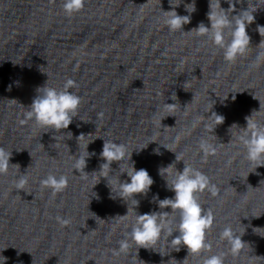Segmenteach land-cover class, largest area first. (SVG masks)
I'll list each match as a JSON object with an SVG mask.
<instances>
[{"label": "water", "instance_id": "95a60500", "mask_svg": "<svg viewBox=\"0 0 264 264\" xmlns=\"http://www.w3.org/2000/svg\"><path fill=\"white\" fill-rule=\"evenodd\" d=\"M192 2L183 0L174 9L181 16L191 15L184 31L201 23L210 28V0H195L196 11L189 14L185 6ZM62 3L0 0V147L12 151L10 164L19 166L0 175V259L5 258L4 264H183L187 248L172 251L166 239L156 251L131 245L125 253L113 254L135 210L172 211L160 209L154 199L175 195L159 175L161 167L173 163L184 170L172 150L184 152L183 160L204 172L219 190L218 197L207 192L202 196L205 207L215 213L208 235L212 253L227 250L218 235L230 224L248 245L240 256L228 255L227 264H264V231H255L264 230V166L255 170L249 164L235 139L238 129L232 130L234 139L230 131L233 125L246 128V118L255 112L254 119L264 123V62L252 67L264 41L257 31V25L264 26V8L257 10L256 21L247 29L253 49L229 64L205 37L168 31L163 11L173 10L170 0H86L72 16L65 14ZM221 6L230 7L225 0ZM235 8L234 15L247 10L248 0L236 2ZM68 79L75 82L72 91L82 97L78 117L68 129L49 131L32 121L20 122L37 88L48 82L62 89ZM211 100L224 123L212 133L211 128L204 131L207 122L201 119L188 134L194 117L205 106L210 110ZM164 103L176 105L163 110ZM158 108L162 110L156 114ZM81 134L87 138L78 141ZM177 135L181 139L174 144ZM201 136L219 146L206 161L197 147ZM104 139L127 144L136 169H146L154 180L147 196L137 194L139 207L119 224L114 219L128 214V204L110 198L105 178L99 182L98 176H88L106 162L100 157ZM149 139L170 150L153 142L135 151ZM79 144L82 152L95 153L84 171L73 168ZM156 148L160 155L154 154ZM111 167L113 174L119 171L117 162ZM27 170L28 184L17 189L16 179ZM49 172L69 177L66 190L54 197L40 187ZM120 179L130 182L126 173ZM200 259L189 256L186 264H199Z\"/></svg>", "mask_w": 264, "mask_h": 264}, {"label": "clouds", "instance_id": "9594fccd", "mask_svg": "<svg viewBox=\"0 0 264 264\" xmlns=\"http://www.w3.org/2000/svg\"><path fill=\"white\" fill-rule=\"evenodd\" d=\"M182 2L183 0H179V2L177 0H170L173 10H162L164 26L170 33H195L198 37H205L207 41L212 42L215 49L223 53L224 61L229 64L245 57L253 49L250 46L251 37L247 29L256 21L254 14L257 10L264 8V0H248L247 10H241L236 15L233 14L236 11L235 3L242 2V0H225L230 5L227 10L221 6V0H210L208 19L211 27L209 28L204 23H201L197 29L190 32L184 31V25L191 22V15L181 16L174 10ZM85 3L86 0H63L62 8L66 15L72 16L80 12L84 8ZM185 10L189 14L194 13L196 11L195 0L191 4H187ZM257 31L264 37V26L257 25ZM257 49H261V51L258 53L256 62L252 67H258L261 62H264V41L261 42ZM188 83L184 84L185 88ZM16 84L19 86L18 81ZM75 86V82L68 79L65 81L62 89L49 86L48 82L46 86L37 88V95L30 107L25 108L24 119L20 122L23 124L27 121H32L36 126L48 129L49 131L55 130L56 132H60L61 130L68 129L73 123V119L78 117L82 104V97L75 91H72ZM11 87L12 85H9V90H11ZM173 96H175L174 93L171 99H173ZM209 103L211 105L210 110L208 106H205L194 117L191 127L187 129L188 134H191V129H195L201 122V119L207 122L204 131L211 128L212 133H214L217 126L224 123L225 117L213 111L215 102L211 100ZM175 105L164 103L163 110H171ZM188 106L183 109L185 114L187 113ZM161 110L158 108L155 113L158 114ZM206 113H211V115L206 117ZM255 113L251 117L246 118V128L233 125L230 131L234 139L232 130L234 128L238 129L235 139L244 148V158L250 165L255 166L256 170L258 167L264 166V123L254 119ZM71 135L70 132L67 134V136ZM81 137L87 138L81 134L78 137V141ZM180 139L181 136L177 135L173 143L179 142ZM209 140L210 137L201 136L197 144L204 161L207 160L208 156L215 155L219 147L210 143ZM104 141L100 157L106 162L101 164L98 173L87 175L93 180L98 176L99 182L101 177L105 178L107 186L110 188V198H121L128 204V214L114 219L118 218L117 224H119L128 220L132 214L131 210L139 207L140 201L136 199L137 194L147 196L154 184V180L146 169H136L135 163L132 161L133 151L130 152L128 150L127 144L113 139H104ZM153 142L159 143L162 147L170 150L163 143L155 139H149L145 142L146 146H142L135 151L139 152ZM88 145L86 146L87 149ZM79 149L78 156H72L75 158L73 168L78 171L83 168L84 171L90 155H95V153L90 154L88 150L82 152L80 144ZM170 151L176 154V161H182L185 167L180 172L177 170L175 163H173L159 169V175L166 180L168 190L174 192L175 195L173 198H165L164 200H159L157 195L154 199L159 201L160 209L170 208L172 211L169 213L161 210L160 212L138 214L135 210V217L130 225H125L128 230L124 232L123 238L118 241V248L113 250V254L119 255L125 253L131 245H134L137 250L145 248L156 251V246L160 241L166 239L172 251L179 252L183 246L188 250V257H200L199 264H227L226 258L228 255L233 257L240 256L244 246L248 244L242 241L243 235L234 231L233 227L228 224L222 228L218 235L219 241L226 242L227 250L212 253L213 246L208 239V235L215 226V213L211 207H205L204 203H202V196L207 192L212 197H218L220 195L219 190L204 172L192 167L183 160L184 152L177 154L172 150ZM154 154L160 155V149L156 148ZM11 157L12 151H8L5 147H0V175L8 174L12 167H19L18 165L10 164ZM113 162L119 164V171L115 174H113L111 167ZM125 173L130 178V182H121L120 177ZM29 179L30 175L27 170L25 174H21L16 179V188L22 190L28 184ZM68 184L69 177L66 174L56 175L49 172L46 177L40 180L41 189L50 190L53 197L57 193L65 191ZM62 223L67 224L69 221L63 220ZM114 230L115 228H113ZM257 230L264 231L262 229H255L256 232ZM174 233H178V235L172 238ZM187 259L183 261V264H186ZM4 260L5 258L2 257L0 264H4ZM249 264H251V260Z\"/></svg>", "mask_w": 264, "mask_h": 264}]
</instances>
